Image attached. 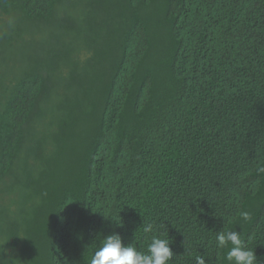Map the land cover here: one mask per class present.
I'll return each mask as SVG.
<instances>
[{
    "label": "trees",
    "instance_id": "1",
    "mask_svg": "<svg viewBox=\"0 0 264 264\" xmlns=\"http://www.w3.org/2000/svg\"><path fill=\"white\" fill-rule=\"evenodd\" d=\"M260 167L264 0H0V264L143 223L170 264H226L230 229L264 264Z\"/></svg>",
    "mask_w": 264,
    "mask_h": 264
},
{
    "label": "clouds",
    "instance_id": "2",
    "mask_svg": "<svg viewBox=\"0 0 264 264\" xmlns=\"http://www.w3.org/2000/svg\"><path fill=\"white\" fill-rule=\"evenodd\" d=\"M258 171L264 173V167H260ZM252 218L248 211L240 213V220L244 223L251 222ZM142 230L145 234H152L146 251L139 250L134 242L125 244L121 235L114 232L100 240L90 264H170L175 254L170 247L169 238L156 235L153 223H143ZM215 239L219 249H226V264H259L255 250L247 247L243 233L231 229L221 230L216 232ZM195 262L206 264L203 255L196 256Z\"/></svg>",
    "mask_w": 264,
    "mask_h": 264
}]
</instances>
